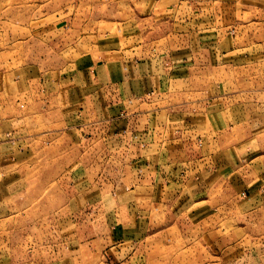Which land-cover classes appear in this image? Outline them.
Here are the masks:
<instances>
[{
	"label": "crops",
	"instance_id": "0c3cea01",
	"mask_svg": "<svg viewBox=\"0 0 264 264\" xmlns=\"http://www.w3.org/2000/svg\"><path fill=\"white\" fill-rule=\"evenodd\" d=\"M254 1L136 0L131 22L98 19L77 30L52 71L0 49V216L35 210L60 237L31 246L18 264H175V254L161 263L171 247L186 252L179 264H235L221 258L229 246L206 220L241 201L264 212V153L263 166H245V140L264 130V94L241 100L232 86L218 94L227 77L241 87L239 60L253 57L240 56L239 40L220 31L225 23L242 44L264 47L252 31ZM25 83L17 120L16 86ZM33 84L46 95L32 99ZM21 138L40 146L19 150ZM196 250L199 259L188 254Z\"/></svg>",
	"mask_w": 264,
	"mask_h": 264
},
{
	"label": "rangeland",
	"instance_id": "374dc122",
	"mask_svg": "<svg viewBox=\"0 0 264 264\" xmlns=\"http://www.w3.org/2000/svg\"><path fill=\"white\" fill-rule=\"evenodd\" d=\"M135 2L136 0H0V49L5 51L16 50L19 52L23 62L24 60H33L39 65L42 63L43 68L48 71L55 70L54 68H56L60 61V59L54 57L56 51L58 49L61 50L63 45L65 54H69L66 52L70 51L72 41L78 34L77 30L87 29V25H91L98 19L111 18L119 20L122 18L131 22V20L136 19L138 14L133 4ZM254 2L255 5L253 6L256 12L252 19H255L257 23H252L254 26L252 31L254 35L256 33V44H259L264 41V0H255ZM226 14L227 11L224 13V16ZM242 20L243 22H247L246 18L245 20L242 18ZM225 25L226 27L221 28L220 31H227L226 35L231 37L233 45L239 40V53L242 54L240 56L248 54V51H251L253 57L249 60H244V57H241L239 60V65L242 67L244 74L238 75L234 82L239 80L241 87H234L230 79L228 81V77L224 76L225 78L227 77L225 89L219 91L218 94L227 92L230 90L228 88L232 86L234 90L240 89L241 100H244L242 97H250L253 100L261 98L264 94V47L262 49L259 45L242 44L241 40L243 38L241 33L239 35L238 29L236 32V29L232 27L233 25L229 26L230 23H225ZM212 28H215V26ZM202 29L204 27L195 26L192 28V31L199 32ZM159 30L162 32L164 28ZM245 33L247 34V30ZM56 36L64 38L63 42L61 41L58 46L55 41ZM224 36L223 34L220 37L221 41H223ZM87 40L88 37L81 36V45L84 48H86ZM162 45L163 43L161 42L156 44L160 49H163ZM41 47L44 50V54L46 53V58L42 60L39 58ZM3 61L1 59V62ZM224 61L225 64H233L234 61L237 62L238 60L234 58L232 62H228L231 60ZM162 65L163 63L160 61V66ZM33 86L34 84L32 85V99L38 97L40 94L46 95L44 91L40 93L41 91L39 89L35 90ZM28 87L27 83L21 87L20 84L16 86L17 104L15 115L17 120L20 119L21 114L23 115L24 107H20V104H22L20 101L23 100ZM225 108L227 107L225 106ZM4 113V109L0 107V115ZM246 124L244 123L243 125L247 126ZM32 125L34 126L33 130L40 131L38 123L35 122ZM16 127L17 135L22 134L23 132L18 131V123ZM254 130H256L255 135L251 139L245 140V144L252 152V156H249L245 166L251 163L263 166V156L260 155L264 153V130L257 127ZM250 133L254 134V131ZM18 140L15 144L19 150H24V147L29 146L31 142L40 146L36 139L35 141H30L29 144H27L25 138ZM99 157L101 160L104 158L103 155ZM120 157L122 160L125 159V156ZM122 160L118 162V165H120V162H123ZM18 173L22 172L17 171ZM99 174H101V178L103 179V172ZM111 174L112 178H114V170ZM262 178H264V173ZM221 191L225 195L230 194L223 187H221ZM233 206L234 204H229L225 213L223 211H213L212 214H209V219L206 220L208 228H212L214 231L217 230L213 236H216L219 243H222L223 240V243L227 244L226 247L229 246V249L223 248L218 250L220 256L223 254L221 258L226 260L225 262L229 261L231 263V261H234L235 264H264V212H261L257 208L250 211L245 208L248 204L242 203V201L239 202L238 211ZM99 211L102 212V210ZM219 215L223 216V222L219 219ZM99 219L97 218L94 223L103 228L105 223L99 221ZM189 233H191V230L188 231V239L190 238ZM193 237L194 234L192 235V239ZM59 238L57 233L53 231V222L49 220V223L46 224L44 220L41 221L36 218L35 210L31 213L25 210L21 214L12 217L0 216V264H9V255H11L12 259L15 258L14 263L18 264L27 254H31V246L54 245L59 241ZM192 244L197 248L193 240ZM176 250L174 251L173 247H171L167 251H160L161 258L164 259L161 260V263L166 261L167 254L169 256L175 254V264H179V260H183L185 250L179 248ZM49 254L51 256L55 255L50 251ZM188 254H194L196 259H199L197 250L195 252L189 251ZM188 258L191 259L190 256Z\"/></svg>",
	"mask_w": 264,
	"mask_h": 264
}]
</instances>
